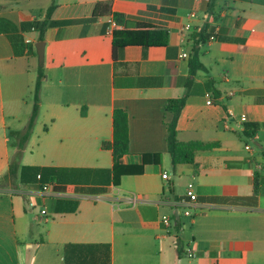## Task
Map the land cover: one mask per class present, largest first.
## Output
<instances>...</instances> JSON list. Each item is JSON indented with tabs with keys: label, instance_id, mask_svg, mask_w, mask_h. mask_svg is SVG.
I'll return each mask as SVG.
<instances>
[{
	"label": "crops",
	"instance_id": "obj_1",
	"mask_svg": "<svg viewBox=\"0 0 264 264\" xmlns=\"http://www.w3.org/2000/svg\"><path fill=\"white\" fill-rule=\"evenodd\" d=\"M52 4L40 60L39 27ZM111 18L166 30L167 44L127 45L114 59ZM195 54L205 69L190 86L178 137L220 143L196 154L197 171L172 164L175 113L166 108L187 91ZM41 71L39 115L21 164L57 172L45 182L49 195L39 178L0 187V264H264V184L254 193V175H264L263 2L0 0V178L30 119L21 107ZM210 79L221 91L216 99ZM116 108L129 114L130 151L120 163L138 167L144 154L161 155L118 184L112 150L102 147L113 141ZM246 123L260 125L246 135ZM190 183L198 203L187 216L174 202ZM26 203L38 209V239Z\"/></svg>",
	"mask_w": 264,
	"mask_h": 264
},
{
	"label": "trees",
	"instance_id": "obj_2",
	"mask_svg": "<svg viewBox=\"0 0 264 264\" xmlns=\"http://www.w3.org/2000/svg\"><path fill=\"white\" fill-rule=\"evenodd\" d=\"M264 3V0H259ZM56 5L52 4L49 6L45 20L40 24L39 27V41L44 40V33L47 26L50 23V18ZM119 23L123 22L122 16L116 15ZM201 39L205 40V36L201 35ZM167 44V31L163 29H156L153 26L141 23L135 27L123 26L115 29L112 53L114 59L117 58V52L119 49L124 48L127 45H142L149 47L152 45H166ZM199 69H205V65L199 60L198 55L195 54L190 61V74L187 82V91L179 98L171 99L167 102L166 108L175 113L174 120L169 125V133L167 138L168 152L171 157L172 164L177 166L181 163L190 164L197 171L199 163L196 162L195 156L200 151H209L219 146L220 143L217 141L205 142L201 140H180L178 137L177 130V119L183 107L185 106L188 96L193 91L191 85L194 83L195 74ZM43 76L42 71L40 77L36 82L34 88V103L33 110L30 119L26 125L24 133L20 136L19 140L14 144L17 150L13 153L9 165V170L4 176L0 178V187H3L1 180L10 179L19 176L23 182L34 181L40 174V180L44 183L56 176L57 169L52 167H38V166H25L21 164L23 152L26 148L27 142L34 129L37 117L39 115L40 103H41V77ZM209 91L213 99L218 98L221 95V91L215 87V81L210 79L207 82ZM260 124L259 123H246L245 134L250 135L251 132L256 131ZM113 127H114V138L113 141H105L102 144L103 148L111 149L114 157V167L110 170L114 174L113 181L115 184L119 183V179L124 174L129 173H142L144 166L148 163H161V155L158 153L144 154L143 164L138 167L123 166L120 163V159L123 155L130 151V134H129V114L123 108H116L113 113ZM264 156V150H263ZM264 184V175H260L258 172L254 175V193L258 194L260 186Z\"/></svg>",
	"mask_w": 264,
	"mask_h": 264
},
{
	"label": "built area",
	"instance_id": "obj_3",
	"mask_svg": "<svg viewBox=\"0 0 264 264\" xmlns=\"http://www.w3.org/2000/svg\"><path fill=\"white\" fill-rule=\"evenodd\" d=\"M196 15H197L196 12L195 11H192L189 14V17L190 18H193V17H196ZM109 22H110V25L108 27L107 33L108 34H114L115 29L120 28L121 25L115 19H112V18L109 20ZM191 27H192V24L191 23L188 22V23L185 24V28L186 29H190ZM211 38L213 39L214 37L211 36ZM31 41H32L31 39H28L27 40V42H31ZM182 56L185 57V58H187V57H189V54H188V52L183 51L182 52ZM209 102H212L211 98H209ZM242 119L245 120L246 118L243 117ZM246 148L249 149L250 147L249 146H246ZM40 176L41 175L38 174V178H40ZM163 178L169 179L168 172H164L163 173ZM43 187H44V190H43L44 195L51 194V192H50V190H51L50 189V184L45 183L43 185ZM197 201H198V196H197V194L194 191V185L192 183H190V184H188V187H187L185 196H183L180 199L175 200L174 205H175L176 210H179L180 207L186 208L183 213L185 215H187V216H191L192 213H191L189 207H191L193 205H196L198 203ZM41 214L42 215H45L46 214V211L45 210H42L41 211ZM161 222L167 228H172L174 226V219L170 215H164V216H162Z\"/></svg>",
	"mask_w": 264,
	"mask_h": 264
},
{
	"label": "rangeland",
	"instance_id": "obj_4",
	"mask_svg": "<svg viewBox=\"0 0 264 264\" xmlns=\"http://www.w3.org/2000/svg\"><path fill=\"white\" fill-rule=\"evenodd\" d=\"M33 103H34V90L31 91L25 98V103L21 107V111L23 114H31L33 110ZM3 187H13L15 188L16 182L15 178H10V179H2L1 180ZM26 209L29 214L30 218V223H29V228L32 230L34 237L37 239L40 237V232L42 233V226L37 225L34 221L33 214H36L38 212V209L35 208L33 212H30L28 208V203H26Z\"/></svg>",
	"mask_w": 264,
	"mask_h": 264
},
{
	"label": "water",
	"instance_id": "obj_5",
	"mask_svg": "<svg viewBox=\"0 0 264 264\" xmlns=\"http://www.w3.org/2000/svg\"><path fill=\"white\" fill-rule=\"evenodd\" d=\"M36 47L40 60H43L44 51H45L44 41L37 42Z\"/></svg>",
	"mask_w": 264,
	"mask_h": 264
}]
</instances>
